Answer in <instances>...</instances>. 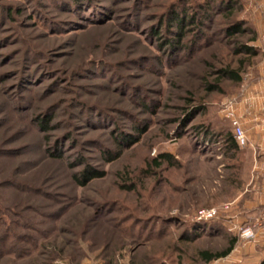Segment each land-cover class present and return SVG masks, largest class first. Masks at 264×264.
Returning <instances> with one entry per match:
<instances>
[{
    "label": "rangeland",
    "instance_id": "obj_1",
    "mask_svg": "<svg viewBox=\"0 0 264 264\" xmlns=\"http://www.w3.org/2000/svg\"><path fill=\"white\" fill-rule=\"evenodd\" d=\"M261 23L264 0H0V264H206L230 237L208 264H260L247 134L234 162L195 127L233 131L221 71L250 77Z\"/></svg>",
    "mask_w": 264,
    "mask_h": 264
},
{
    "label": "crops",
    "instance_id": "obj_2",
    "mask_svg": "<svg viewBox=\"0 0 264 264\" xmlns=\"http://www.w3.org/2000/svg\"><path fill=\"white\" fill-rule=\"evenodd\" d=\"M256 46L262 49L259 60L250 77L242 80L235 94V116L245 130L250 147L248 153L251 180L258 184L250 189L255 192L253 200L244 205H255L264 199V23L258 25ZM261 203V202H260Z\"/></svg>",
    "mask_w": 264,
    "mask_h": 264
},
{
    "label": "trees",
    "instance_id": "obj_3",
    "mask_svg": "<svg viewBox=\"0 0 264 264\" xmlns=\"http://www.w3.org/2000/svg\"><path fill=\"white\" fill-rule=\"evenodd\" d=\"M182 20L181 19H176V23L178 25L179 28L182 27L181 23ZM236 31L238 32H244L245 29L242 28H235ZM249 30V29H248ZM253 32V31H251ZM179 34H181V32H179ZM228 34H232V32H228ZM253 40H255V37L253 38ZM242 52L246 53L247 56H249L250 58L255 56L258 53V49H256L255 47H244L241 49ZM243 64V63H241ZM240 69H225L222 70V74H224L225 78H227L228 80L234 82V83H240L242 81V77H241V73H240ZM212 88V87H211ZM44 123V121H42ZM43 123L41 124L43 127ZM197 129L198 132L204 134V136H206V138H208V140H216L219 141V143H221V148L224 152V154L228 157L229 160L235 162V159L238 157L239 154V147L234 139L233 133L231 131V129H228L226 132H224V130L226 129H218L215 130L213 128H211L210 126H200V127H195ZM45 129V128H43ZM129 142V140L127 138L122 139V142ZM121 142V143H122ZM123 144V143H122ZM158 159L162 160V161H166V160H170L171 161V156L165 153H160L158 155ZM158 159L154 160V163L156 164V166H160V162L158 161ZM84 175L85 180L88 178H94L97 176H101V173H93L90 177H89V172H86ZM80 184H83V182H85L84 180H79ZM214 219L207 221V222H197V221H192L189 226V230L190 232H193V235H199L201 233H207V229L210 228V226H216L214 224ZM213 221V223H211ZM217 227V226H216ZM237 238L236 237H230L227 240V245L224 249H220L217 251H210V250H200L198 252L199 255V259L203 262V263H211L214 260H218L221 258L226 257L227 255H229L231 253V251L234 249L235 244H236ZM260 264H264V259L260 262Z\"/></svg>",
    "mask_w": 264,
    "mask_h": 264
},
{
    "label": "built area",
    "instance_id": "obj_4",
    "mask_svg": "<svg viewBox=\"0 0 264 264\" xmlns=\"http://www.w3.org/2000/svg\"><path fill=\"white\" fill-rule=\"evenodd\" d=\"M226 107L228 108L231 106L228 105ZM228 115H229V117L232 118L231 119V125H232V129H233L232 133H233V136H234V139H235L237 145H240V146L245 145L246 144V137H245L243 128L240 125V122L235 117H233V113L229 110H228ZM215 216H216L215 210H209V211L202 210L196 216V220L208 221V220H211L213 218H216Z\"/></svg>",
    "mask_w": 264,
    "mask_h": 264
}]
</instances>
